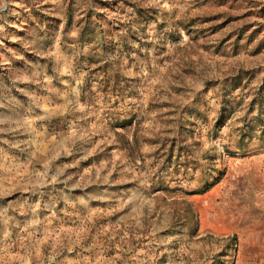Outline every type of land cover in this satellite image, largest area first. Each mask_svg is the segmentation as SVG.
Returning a JSON list of instances; mask_svg holds the SVG:
<instances>
[{"label":"rangeland","instance_id":"1","mask_svg":"<svg viewBox=\"0 0 264 264\" xmlns=\"http://www.w3.org/2000/svg\"><path fill=\"white\" fill-rule=\"evenodd\" d=\"M242 224L264 264V0H0V264H240Z\"/></svg>","mask_w":264,"mask_h":264},{"label":"crops","instance_id":"2","mask_svg":"<svg viewBox=\"0 0 264 264\" xmlns=\"http://www.w3.org/2000/svg\"><path fill=\"white\" fill-rule=\"evenodd\" d=\"M238 229L241 230V231H239L240 236L238 237V238H240L239 253H240V259L242 261L240 264H246L245 258H246V255L250 253L249 247H250V243L253 239L251 238V235L249 234L250 227L247 224H242L240 227L238 226Z\"/></svg>","mask_w":264,"mask_h":264}]
</instances>
